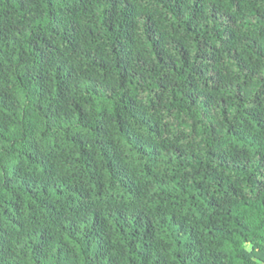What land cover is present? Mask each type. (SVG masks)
I'll use <instances>...</instances> for the list:
<instances>
[{
    "label": "clouds",
    "instance_id": "1",
    "mask_svg": "<svg viewBox=\"0 0 264 264\" xmlns=\"http://www.w3.org/2000/svg\"><path fill=\"white\" fill-rule=\"evenodd\" d=\"M0 264H264V0H0Z\"/></svg>",
    "mask_w": 264,
    "mask_h": 264
}]
</instances>
